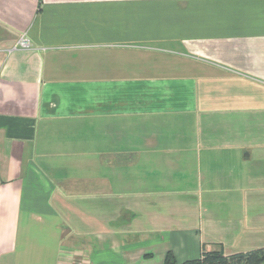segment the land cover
<instances>
[{
	"label": "crops",
	"instance_id": "crops-1",
	"mask_svg": "<svg viewBox=\"0 0 264 264\" xmlns=\"http://www.w3.org/2000/svg\"><path fill=\"white\" fill-rule=\"evenodd\" d=\"M259 248L264 0H0V264Z\"/></svg>",
	"mask_w": 264,
	"mask_h": 264
},
{
	"label": "trees",
	"instance_id": "trees-1",
	"mask_svg": "<svg viewBox=\"0 0 264 264\" xmlns=\"http://www.w3.org/2000/svg\"><path fill=\"white\" fill-rule=\"evenodd\" d=\"M264 248L224 255L220 250H205L197 259L177 263L173 253L165 254L163 264H262Z\"/></svg>",
	"mask_w": 264,
	"mask_h": 264
},
{
	"label": "built area",
	"instance_id": "built-area-1",
	"mask_svg": "<svg viewBox=\"0 0 264 264\" xmlns=\"http://www.w3.org/2000/svg\"><path fill=\"white\" fill-rule=\"evenodd\" d=\"M31 47V44L28 40V38L25 36V34H22L17 39L16 43L13 46V49L16 48H22V49H29Z\"/></svg>",
	"mask_w": 264,
	"mask_h": 264
},
{
	"label": "rangeland",
	"instance_id": "rangeland-1",
	"mask_svg": "<svg viewBox=\"0 0 264 264\" xmlns=\"http://www.w3.org/2000/svg\"><path fill=\"white\" fill-rule=\"evenodd\" d=\"M163 128H165V126H163L161 129H163ZM165 130H168V128H167V129H165ZM179 131H181V129H180V128H179L178 130H177L176 128L174 129V132H179ZM170 140H171V139H169L168 141H170ZM177 141H178L177 139H174V140H173V142H176V143H177ZM181 144H182V141H181ZM181 144H180V145H181ZM38 264H40V262H39V261H38Z\"/></svg>",
	"mask_w": 264,
	"mask_h": 264
}]
</instances>
